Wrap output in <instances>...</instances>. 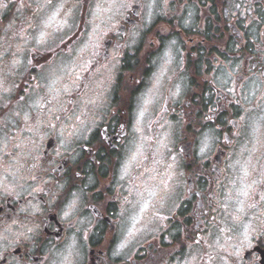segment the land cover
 Returning <instances> with one entry per match:
<instances>
[{
	"label": "flooded vegetation",
	"instance_id": "af4514ba",
	"mask_svg": "<svg viewBox=\"0 0 264 264\" xmlns=\"http://www.w3.org/2000/svg\"><path fill=\"white\" fill-rule=\"evenodd\" d=\"M0 264H264V0H0Z\"/></svg>",
	"mask_w": 264,
	"mask_h": 264
}]
</instances>
